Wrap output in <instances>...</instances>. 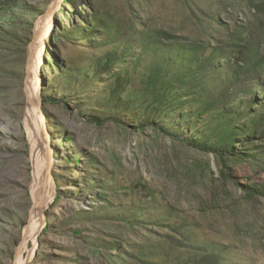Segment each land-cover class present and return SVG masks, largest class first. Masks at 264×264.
<instances>
[{
	"label": "rangeland",
	"instance_id": "374dc122",
	"mask_svg": "<svg viewBox=\"0 0 264 264\" xmlns=\"http://www.w3.org/2000/svg\"><path fill=\"white\" fill-rule=\"evenodd\" d=\"M51 10L53 38L43 41L37 70L38 139L51 155L55 195L27 261L33 242L19 257L17 250L33 207L28 90L38 27ZM191 47L202 56L221 49L215 63L247 57L263 64L264 0H0V264H203L209 255L218 264H264V197L242 187L264 184V140L223 160L187 143L221 140L206 117L221 110L203 109L228 74L218 66L188 75L185 96L179 77L195 67L185 53ZM115 51L121 63L101 73ZM161 57L169 69L159 78L182 99L177 116L164 114L156 126L142 110L147 102L120 111L103 106L107 86L116 88L113 69L125 67L122 80L135 94L140 73H154L150 61ZM208 82L214 87L205 86L203 96Z\"/></svg>",
	"mask_w": 264,
	"mask_h": 264
},
{
	"label": "trees",
	"instance_id": "16d2710c",
	"mask_svg": "<svg viewBox=\"0 0 264 264\" xmlns=\"http://www.w3.org/2000/svg\"><path fill=\"white\" fill-rule=\"evenodd\" d=\"M52 38L53 32H51L50 35V39ZM117 52L118 51L113 52L111 56L101 61L103 64L101 67V73L102 71L110 70L111 65L115 67L117 64L121 63V59L117 58ZM185 53H192L196 58L195 67H189L190 73L188 74L185 72L184 75L179 77L181 84L185 86L180 91L185 92V96L189 97L191 95L190 83L194 78H189L188 75L194 76L196 74H201L203 71H214L218 66H221L220 69L224 68L228 71L227 76L222 79V86L219 89L220 92L217 93V95H214L213 99L208 101L205 110L203 109L205 112L217 109L221 110L214 111L213 114L206 116L210 118V120L207 121V123H209L207 126L213 129L212 136L220 134L221 140L196 141L193 137H186L184 139L187 143L199 150L212 152L219 159L223 160L228 156H237L241 154V147H245L256 141L264 140V77L262 75L264 60L262 64V59H257L251 62L247 57H242L237 62L232 63L231 66H228L225 61L215 63L217 58L223 57V51L216 47L212 48L208 56H202V52L200 50L192 47L187 48ZM122 54L123 57H126L127 51L122 50ZM48 57L52 60L50 55H48ZM150 63L149 68L152 69L154 73H140V87H142V91H137L135 94L127 92L130 84L122 80V78H126L125 75L121 76V74H124L123 69L125 67L119 66L118 70L113 69L114 71L109 73V80L110 82L116 84V88L113 89L112 85L107 86L108 89H106L103 93L104 101H101L103 106L120 111L121 109H136L141 107L140 105L143 102H147V107H142V110H144L145 115L151 114L152 118L154 116L156 121L151 123L156 126L159 125L158 120L164 117V114L168 117L177 116L178 113L176 114L177 111H175V107L177 106L175 105L182 101V99L177 96L179 92L175 90L171 91L168 84L159 78L161 70L165 72L169 69V60L167 61L164 57H161V59H155L154 61H150ZM138 70L139 69H135L132 73L134 74ZM60 78L62 80H68L69 77H67V75H61ZM211 84V82H208L202 85L203 96L206 94L205 86L209 85L214 87L213 84ZM244 95H249L250 101L244 102L243 100H240L242 101V105H238L240 102L237 104L235 102V98L237 96ZM228 103H230V107L228 109L229 112H227L226 109V104ZM172 110H174V112ZM140 114L141 113H134V121L137 119L139 126H142L141 121H144V119ZM194 116L195 115L192 117ZM91 118L98 124H102L105 120L96 116H92ZM200 122L201 121L199 119H196L192 126L195 128L197 124H200ZM170 125H172V123L167 121L160 128L166 131ZM65 140L68 142L70 140V136H66ZM236 140L241 142L240 145L236 144ZM261 152L263 151H260V153ZM242 187L249 196L260 195L264 197V184L246 185ZM59 200L60 195L57 193L54 203L57 204ZM206 258L207 256L203 262H200L203 264H218V261L220 260L218 257L215 259L212 255H209V260ZM184 264H188V262Z\"/></svg>",
	"mask_w": 264,
	"mask_h": 264
},
{
	"label": "bare ground",
	"instance_id": "6f19581e",
	"mask_svg": "<svg viewBox=\"0 0 264 264\" xmlns=\"http://www.w3.org/2000/svg\"><path fill=\"white\" fill-rule=\"evenodd\" d=\"M51 12L52 10L49 11L48 16L44 17L45 20L40 22L38 27L39 30L41 29L39 31L38 37L40 38V45L38 46L33 57V65L31 66L30 70L33 81H31L29 87L30 89L28 90L29 106L27 107L26 121L28 123V133L30 136L28 138L31 141V157L33 160V180L31 184L33 207L31 209L29 222L23 231V243L17 250V257H19L20 253L27 247V244L30 241L33 242V247L29 250L27 255V261L32 257L37 245V234L40 228H42L41 226L44 222V210L55 195V190L52 183L50 182L49 176L51 155L48 150L42 149L38 139V133L40 134L42 131V126L40 124L43 122L44 116L39 105L40 99L38 95V89L40 87V79L37 75V70L38 66L41 64V51L44 48L43 41L48 40L51 35ZM16 264L26 263L25 261L22 262L20 259H18Z\"/></svg>",
	"mask_w": 264,
	"mask_h": 264
},
{
	"label": "water",
	"instance_id": "95a60500",
	"mask_svg": "<svg viewBox=\"0 0 264 264\" xmlns=\"http://www.w3.org/2000/svg\"><path fill=\"white\" fill-rule=\"evenodd\" d=\"M34 255H36V250H35V252H34Z\"/></svg>",
	"mask_w": 264,
	"mask_h": 264
}]
</instances>
